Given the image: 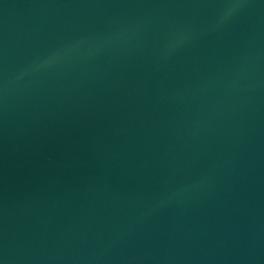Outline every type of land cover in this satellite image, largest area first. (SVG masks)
I'll return each instance as SVG.
<instances>
[{"label":"water","instance_id":"obj_1","mask_svg":"<svg viewBox=\"0 0 264 264\" xmlns=\"http://www.w3.org/2000/svg\"><path fill=\"white\" fill-rule=\"evenodd\" d=\"M0 264H264V0H0Z\"/></svg>","mask_w":264,"mask_h":264}]
</instances>
